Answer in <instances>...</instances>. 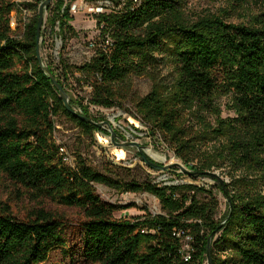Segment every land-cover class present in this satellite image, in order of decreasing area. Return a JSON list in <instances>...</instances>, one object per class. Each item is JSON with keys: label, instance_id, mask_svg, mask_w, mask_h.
Segmentation results:
<instances>
[{"label": "trees", "instance_id": "1", "mask_svg": "<svg viewBox=\"0 0 264 264\" xmlns=\"http://www.w3.org/2000/svg\"><path fill=\"white\" fill-rule=\"evenodd\" d=\"M232 1L254 12L232 23L214 14L190 18L184 0H125L95 17L111 37L108 53L99 49L79 66L61 58L57 80L77 74L91 87L89 104L112 108L124 98L128 75L170 64L171 82L151 74L153 87L135 111L190 172L217 181L227 213L232 205L212 238V264H264V0ZM63 5L56 0L51 7V24L65 39L75 31ZM13 8L0 0V181L15 199H0V264H44L52 251L64 264H201L207 237L220 224L213 190L189 182H119L82 159L66 163L54 140L55 117L64 115L89 138L98 127L79 117L90 118L88 106L80 102L81 113L65 108L39 66L37 20L19 36L10 27ZM221 96L229 97L235 117L220 118ZM224 167L231 170L226 190L209 174ZM93 183L147 192L165 214L117 218L122 207L102 199ZM217 247L229 253L222 257Z\"/></svg>", "mask_w": 264, "mask_h": 264}, {"label": "rangeland", "instance_id": "2", "mask_svg": "<svg viewBox=\"0 0 264 264\" xmlns=\"http://www.w3.org/2000/svg\"><path fill=\"white\" fill-rule=\"evenodd\" d=\"M9 1L14 5L10 13V27L14 33L21 36L27 25L34 19L37 20L39 5L44 0ZM66 1L68 2V0ZM55 2L56 0H51L49 6L44 9L43 23L37 43L41 63L63 87L68 95L69 106L73 111L81 113L79 107L81 102L83 106H88L90 119L92 118L91 120L95 123H102L101 126L96 125L98 129L93 132V137L89 138L64 115L55 117L54 140L59 149H63L61 155L66 158V163L74 165L79 159H82L96 172L119 182L151 181L167 185L189 182L205 185L206 188L213 190L218 200L215 218L220 223L225 221L224 226L231 215L232 205L229 203V213H227V200L221 189L216 187L217 181L209 177H194L178 173L177 171L181 169L187 171L189 169L175 157L161 139L152 136L149 127L135 111L136 101L145 96L153 87L154 80L151 74L156 75L157 80L171 82L175 73L170 64L161 62L155 68V72L128 75L122 85L124 98L115 107L103 108L89 104L90 91L83 84V79L76 80L77 74L68 75L67 80H62V83L57 79L61 74L59 69L61 58L74 66L82 65L88 59L89 50L86 45L89 40L98 35L99 31L97 18L91 9L93 4H88L89 8L83 5L77 12H71L72 19L68 23L74 29L75 35H68L69 37L63 39L62 35L58 33V26L51 24L53 17L51 7ZM183 4L186 15L190 18L214 14L224 16L228 22L232 23L244 22L255 9H240L235 6L232 0H184ZM217 105L220 107V118L228 119L236 116L231 108L229 97H219ZM207 116L210 121H215L214 116ZM124 142H135L137 146L125 145ZM221 145L223 147V140ZM143 155H146L150 161L169 168L170 171L149 167L144 162ZM227 172L231 173V170L225 167L222 170L214 171L221 177L225 190V184L230 182V178L225 174ZM93 186L102 199L122 207L115 213L117 218L124 217L133 220L146 215L165 214L158 199L147 192H124L101 183H93ZM223 186L221 185L222 188ZM9 192L6 184L0 181V199L14 201V196ZM231 228L230 226L229 229ZM216 250L222 257L229 253L228 250L221 251L219 247ZM44 264H64V261L58 251H52ZM201 264H208L207 257Z\"/></svg>", "mask_w": 264, "mask_h": 264}, {"label": "built area", "instance_id": "3", "mask_svg": "<svg viewBox=\"0 0 264 264\" xmlns=\"http://www.w3.org/2000/svg\"><path fill=\"white\" fill-rule=\"evenodd\" d=\"M114 1L115 0H68L67 2L66 0H64L63 7L65 5H68L69 12L71 14V12L74 13L80 10L83 5H85L86 8H89L88 4H93V7H91V9L96 17L97 15L108 14L120 9L125 2V0H118L119 3L116 5ZM132 2L135 4L136 0H132ZM103 26V24H100L98 26V35L95 38L89 40L86 45L87 49L89 50L88 59H90L99 49H102L105 53H108L109 51L112 40L108 32L104 34L102 33ZM85 87L88 88L89 91L91 90L90 86L86 85ZM181 233L182 232H177V235H181ZM191 250V236L186 234L183 238L184 261H188L190 259Z\"/></svg>", "mask_w": 264, "mask_h": 264}, {"label": "water", "instance_id": "4", "mask_svg": "<svg viewBox=\"0 0 264 264\" xmlns=\"http://www.w3.org/2000/svg\"><path fill=\"white\" fill-rule=\"evenodd\" d=\"M51 0H44L40 3L39 5V9H38V17H37V21H36V36H37V39H39V33H40V30H41V27H42V23H43V14H44V9L47 8L50 4ZM36 53H37V59L39 61V66L44 70L45 74L47 75V77L51 80L53 86L56 88V90L58 91L59 93V97L62 99L63 101V104L65 106V108L68 110V111H72L73 113H76L75 111H73L70 106H69V102H68V95L67 93L65 92V90L63 89V87L56 81L55 77L42 65L41 63V59L39 57V54H38V48L36 49ZM80 119H83L87 122H91L97 126H101L102 123H95L94 121H92L90 118H87L85 116H82V115H79ZM123 144L125 145H135L137 146V144L135 142H124ZM144 162L151 168H154V169H158V170H166V171H170L169 168H166L162 165H159L157 163H154L152 161L149 160V158L146 156V155H143L142 156ZM178 173H181V174H187V175H191V176H194V177H199V173H192L190 171H187V170H184V169H181L179 171H177ZM212 177H215L217 178L221 185L223 186V181L221 179V177H219L217 174H215L214 172H211L209 173ZM223 189H224V186H223ZM231 205V204H230ZM225 223V221H223L222 223H220L218 225V227L208 235L207 237V249H206V256H207V262L208 264H212V261H211V241H212V238L213 236L215 235V233H217V231H219V229L223 226V224Z\"/></svg>", "mask_w": 264, "mask_h": 264}, {"label": "bare ground", "instance_id": "5", "mask_svg": "<svg viewBox=\"0 0 264 264\" xmlns=\"http://www.w3.org/2000/svg\"><path fill=\"white\" fill-rule=\"evenodd\" d=\"M61 150V152H63V149H60Z\"/></svg>", "mask_w": 264, "mask_h": 264}]
</instances>
